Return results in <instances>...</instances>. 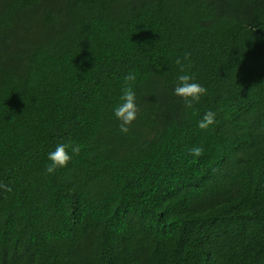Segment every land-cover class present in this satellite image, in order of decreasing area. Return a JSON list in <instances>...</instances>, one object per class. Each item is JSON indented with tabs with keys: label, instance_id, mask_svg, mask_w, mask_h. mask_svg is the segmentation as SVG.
Masks as SVG:
<instances>
[{
	"label": "trees",
	"instance_id": "trees-1",
	"mask_svg": "<svg viewBox=\"0 0 264 264\" xmlns=\"http://www.w3.org/2000/svg\"><path fill=\"white\" fill-rule=\"evenodd\" d=\"M0 183V264H264V0H0Z\"/></svg>",
	"mask_w": 264,
	"mask_h": 264
},
{
	"label": "clouds",
	"instance_id": "clouds-1",
	"mask_svg": "<svg viewBox=\"0 0 264 264\" xmlns=\"http://www.w3.org/2000/svg\"><path fill=\"white\" fill-rule=\"evenodd\" d=\"M175 63L179 68L180 74L177 76L173 94L180 98L185 113H188L201 102L203 97L208 95V89L196 81L194 73L188 71L192 67L191 53H185L182 58H177ZM136 79L137 77L134 73H129L125 77L128 86L124 87L123 94L120 96V103L113 109L115 118L120 122L119 130L125 134L130 131L131 125L137 120L140 111L137 105L136 93L131 86ZM215 123L216 113L208 111L199 121L198 127L202 130H208ZM81 148V145L72 140L58 144L55 150L48 155L49 164L46 172L51 174L55 173L57 169L67 167L73 156L80 154ZM189 153L193 157H201L204 154V148L202 145L193 146L189 149ZM0 189L6 193L12 192V188L5 183H0Z\"/></svg>",
	"mask_w": 264,
	"mask_h": 264
}]
</instances>
